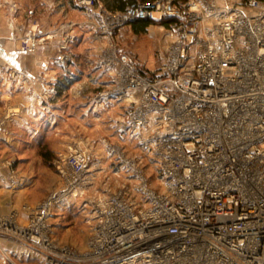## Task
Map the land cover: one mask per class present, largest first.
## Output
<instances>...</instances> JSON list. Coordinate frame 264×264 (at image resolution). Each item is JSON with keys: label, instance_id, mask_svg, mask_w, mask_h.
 <instances>
[{"label": "built area", "instance_id": "1", "mask_svg": "<svg viewBox=\"0 0 264 264\" xmlns=\"http://www.w3.org/2000/svg\"><path fill=\"white\" fill-rule=\"evenodd\" d=\"M96 1L77 5L90 14ZM101 18L104 33L160 19L175 31L146 75L113 42L96 60L108 76L97 100L123 104L116 126L147 151L158 187L126 158L135 184L105 180L99 191L71 140L53 162L61 189L24 205L25 224L0 217V232L45 252L46 264H264V0H136ZM72 198L91 224L83 252L50 238L55 207Z\"/></svg>", "mask_w": 264, "mask_h": 264}, {"label": "crops", "instance_id": "2", "mask_svg": "<svg viewBox=\"0 0 264 264\" xmlns=\"http://www.w3.org/2000/svg\"><path fill=\"white\" fill-rule=\"evenodd\" d=\"M38 5L30 13L41 26L42 35L46 36H43L36 52L28 53L12 47L0 49V217L14 214L18 224H25L27 221V212L23 206L41 201L61 181L58 174L44 161V157L50 160V152L55 151L56 145L48 141L41 143L37 139L42 132L53 134L52 128L44 123L47 121L51 124L57 118L54 106L59 99L48 97V88L56 85L57 79L64 73H72L73 67L81 79L71 83L72 85H64L66 89L89 88L95 84L96 87L102 86L107 75L104 68L96 65L100 53L94 37L90 36L89 26L68 27L62 32L70 39L68 46H72V49L69 47L72 59L67 68L59 64L62 52L57 44L60 38L59 34L54 33L57 13L55 10H46L44 4ZM118 8L119 4H105L103 0H97L90 14L86 12L81 16L84 19L82 22L87 23L88 18L95 24L100 12H117L120 11ZM3 25L0 29V40L4 39L8 47L10 31ZM83 45L87 46L85 50ZM92 61L95 66L90 68ZM6 112L16 113L11 122H2ZM72 204V201H67L55 207L51 218L50 238L58 247L83 252L87 248L91 228L89 237L85 240L87 234L84 233L83 224L78 230H72L70 224H62L63 219L72 216L68 209ZM45 259V252L0 232V264H46Z\"/></svg>", "mask_w": 264, "mask_h": 264}, {"label": "rangeland", "instance_id": "3", "mask_svg": "<svg viewBox=\"0 0 264 264\" xmlns=\"http://www.w3.org/2000/svg\"><path fill=\"white\" fill-rule=\"evenodd\" d=\"M79 2L80 0H0V29L3 24V26H7L11 38L10 40L7 39L8 47L4 39L0 40V49H9V47H12L13 49H23L28 53L36 52L41 43L35 45L34 51L29 50L27 44L31 43L33 40L36 41L38 38H43V36L46 35H42L41 26L36 23V19L34 15L30 13V10L33 7H37L38 4H44L46 10H55V13H57L54 19L56 20L54 23L56 26L54 33L59 34L58 49L60 44H66V42L68 43L67 40H70L65 33L62 34L68 27L83 28L89 26L91 27L90 36L94 37V41L100 53L97 59H99L102 54L110 51L109 46L113 42L116 50L126 53L139 70L149 72V70H153L159 66L161 60L160 50L173 39L175 34V31L169 28L170 21L164 24L159 21H164L166 19L153 20L158 22L151 21L146 30L138 34L132 31L130 23H126L119 29L106 31L104 33L100 26L102 23L106 26L107 20L105 19L103 22L101 18L102 15L105 13L113 15L122 10L117 12H100L98 15L99 18L96 20L95 24L88 18L87 23H84L82 22L84 19H82L83 17L81 16L86 14V10L81 9L77 5ZM50 4H53V7H49ZM95 35H98L99 38H96ZM73 42L74 40L71 44ZM70 46L71 45L68 47ZM85 46L83 45V49L87 48V46ZM68 49L70 50V48ZM4 59L5 58H3V60ZM0 64H2L1 57ZM72 66H74L73 63ZM89 66L90 68L95 66L94 61H92ZM71 70L72 73L70 71V73H64L61 78L57 79L56 85L49 87L46 92L48 97L52 96L59 99L57 105L54 106L56 109L54 112L57 114V118L51 124L47 121L44 123L48 128H52L53 134L48 135L45 133V136L42 132L41 137L37 138L41 143L42 141H48L50 144H55L57 147L55 151L50 152L49 164L51 165L45 162L46 165L50 166L54 173H57L53 166V162L59 159V155L64 154L68 143L71 140H75L80 147L87 150L90 156V170L96 171L94 186L99 191L102 188V182L105 180L110 182L112 186L128 182L126 179L129 178V174L128 171L123 168L124 165L122 164L126 158L139 161V167L142 168L146 176L149 177L151 186L157 188L156 168L147 151L142 147L141 143L136 140V136L129 132H123L116 126V120L121 117L123 113V104L117 101L102 99V102L101 100H97V94L103 90L107 81H104L103 85L98 87H96L95 84L91 85L92 87L90 86L89 88L70 89L72 88L70 87L66 89L64 85L73 84L81 79L76 75L77 72L75 67ZM107 78L108 76L106 75V80ZM52 87H55L56 94L52 95L49 93V89ZM15 114L14 112H6L3 115L2 122H11ZM45 146L47 145L45 144ZM57 177L60 178L59 174ZM127 184L132 187L135 182L130 181ZM61 185V181H58L55 186L56 189L54 187L52 191L60 190ZM70 201H72L73 204L68 209L72 216L63 219L62 224H70L72 230L80 229L81 224H83V228H85L84 233L87 234L85 235L86 240L90 234L91 224L87 222L79 209L80 199L72 198Z\"/></svg>", "mask_w": 264, "mask_h": 264}, {"label": "trees", "instance_id": "4", "mask_svg": "<svg viewBox=\"0 0 264 264\" xmlns=\"http://www.w3.org/2000/svg\"><path fill=\"white\" fill-rule=\"evenodd\" d=\"M105 2V4H119V10H123L127 4L131 3V2H134L136 0H103ZM151 21H145V20H138V21H135L133 23H131V28H132V31L134 33H140V32H144L147 28V26L150 24ZM153 22H158V21H153ZM160 23H164V24H167L169 22V20H164V21H159ZM138 71L143 74V75H146L147 72L145 71H142V70H139ZM44 161L46 163L49 162V160H47V158L44 157Z\"/></svg>", "mask_w": 264, "mask_h": 264}]
</instances>
